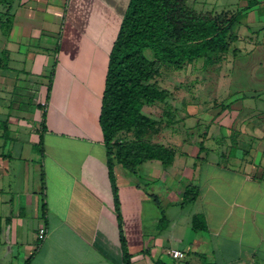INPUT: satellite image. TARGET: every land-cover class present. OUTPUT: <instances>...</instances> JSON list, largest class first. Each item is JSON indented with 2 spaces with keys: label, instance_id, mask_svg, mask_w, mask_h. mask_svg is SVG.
<instances>
[{
  "label": "crops",
  "instance_id": "obj_1",
  "mask_svg": "<svg viewBox=\"0 0 264 264\" xmlns=\"http://www.w3.org/2000/svg\"><path fill=\"white\" fill-rule=\"evenodd\" d=\"M129 1L0 0V241L13 249L29 219L25 212L36 209V247L17 242L30 264H123L99 115L109 53ZM187 1L198 12L236 13L239 53L207 67L225 82L217 97L209 101L200 92L193 106H174L164 121L152 116L162 121L152 141L176 151L170 167L149 160L131 174L115 165L131 264H264V0ZM21 84L32 105L23 109L13 99L6 109V98ZM235 85L241 87L232 92ZM210 104L215 108H203ZM30 116L38 139L43 131V164L35 172L44 173L45 188L29 190L22 204L3 149L7 131L22 135ZM190 184L200 194L183 206ZM38 193L45 214L42 205L37 211ZM195 215L203 216L205 230L193 229ZM43 227L47 235L40 239ZM173 250L185 257L175 259Z\"/></svg>",
  "mask_w": 264,
  "mask_h": 264
},
{
  "label": "trees",
  "instance_id": "obj_2",
  "mask_svg": "<svg viewBox=\"0 0 264 264\" xmlns=\"http://www.w3.org/2000/svg\"><path fill=\"white\" fill-rule=\"evenodd\" d=\"M6 11V27L13 22ZM9 15V16H8ZM238 23L236 13L198 12L187 0H130L120 24L117 37L108 57L105 87L101 99L99 125L102 142L106 147L108 174L114 197L123 264H131L123 234V220L120 209L118 187L114 167L121 164L129 173L136 174L139 166L149 160H158L165 168L170 167L175 158L173 147L152 141V136L160 131L162 121L146 113V107L157 104L167 105L164 116H171L167 98L169 91L158 85V77L163 66L182 70L187 65L202 61L205 66L222 61L228 53L237 55L239 49ZM2 25V24H0ZM146 51L151 53L149 58ZM48 94L52 89L53 71L49 74ZM45 130V111L42 113ZM40 154H44L43 131L39 134ZM233 149L235 146L233 145ZM5 156V155H4ZM42 188L45 176L42 172ZM200 194L197 185H188L182 196V205L195 201ZM47 206L42 197V213ZM195 231L207 228L202 215L192 219ZM2 218L0 217V234ZM28 257L24 264H30ZM207 264H215L209 262Z\"/></svg>",
  "mask_w": 264,
  "mask_h": 264
},
{
  "label": "rangeland",
  "instance_id": "obj_3",
  "mask_svg": "<svg viewBox=\"0 0 264 264\" xmlns=\"http://www.w3.org/2000/svg\"><path fill=\"white\" fill-rule=\"evenodd\" d=\"M1 32V29H0ZM0 40H2V37L0 36ZM231 53V52H230ZM146 55L149 58L151 57V53L149 51H146ZM208 66H205L202 61H199L195 64H189L182 70H176L174 68H171L169 66H163L161 68V74L158 77V85H160L161 88H166L169 91V94L171 96H168L167 98V104L170 105L168 107L169 110H172L175 107L178 108V110L181 109L182 106H187L189 103L191 106H193V101L195 100V97L199 96L200 92L202 94V97L206 98V100L212 99L213 97H217V87L218 85H225L224 81H220L218 77H216V71L215 69L207 68ZM3 67L0 68V72H3ZM19 76V73H17ZM20 77L25 78V76L20 75ZM19 77V78H20ZM40 85L42 84V80L38 79ZM19 88L12 92L6 101L7 107L6 109L11 108L10 105H12L13 99H18V104L23 109L30 107L29 104L30 99H32L31 95H29L28 91L24 89L25 84L18 85ZM22 87V88H21ZM241 86L235 85L232 87V92H237ZM2 97H7V95H1ZM169 99V100H168ZM171 99V100H170ZM216 99V98H214ZM225 98H220L218 100H223ZM174 101V102H172ZM185 102V103H184ZM222 102V101H221ZM219 102V103H221ZM14 103H16L14 101ZM208 103V102H207ZM219 103H215V106L219 108ZM209 104V103H208ZM213 105H205L203 108H209L214 109ZM167 105L163 104H157L153 107H146L145 111L146 113L150 114L154 118H158L164 121V117L168 118L169 116H164V109H166ZM1 108L4 109V104L1 105ZM188 108V107H187ZM194 107H192L193 109ZM12 109H16V107H12ZM17 110V109H16ZM34 110V108H33ZM14 114H16V111H13ZM173 113V110L172 112ZM20 116V114L18 113ZM5 118H0V124L4 121ZM27 123V122H25ZM30 126L28 128H22V131H25L22 133V135H16L17 129H11L7 131L6 138L8 139V136L10 140L8 145L6 146L4 152L9 154L8 159L11 160V167H13V171L15 172L12 175L11 180L13 181V189L12 192L16 193L20 199L22 200V204H25L26 202V195L29 190H37L38 186V192H41L40 186H42V174L36 173V165L43 164L40 160V151L38 146V137L36 136L35 132L32 131V128L35 127V122L32 119V116H30L29 120ZM0 135L3 134L4 126H0ZM21 131V132H22ZM2 137V136H1ZM0 137V141L1 140ZM29 168V169H28ZM16 185V188L14 186ZM35 188V189H34ZM15 195V194H14ZM38 201L40 200V207L37 211L41 210L42 205V197L40 193H38ZM26 211V210H25ZM27 217H29L27 223L23 228H21V236L18 234L14 236L13 239V249L8 248V245L4 243V241H0V264H24V258H25V252L23 249H18L19 245L17 242L20 240H23V242L31 243L33 246L36 247V242L33 238H35V230L37 228V217L34 215L36 214V209L33 212V215H31L30 210L25 212ZM24 214V213H23ZM37 214H39L37 212ZM13 236V235H12ZM22 238V239H16ZM18 240V241H17ZM30 253H27L26 258L29 256Z\"/></svg>",
  "mask_w": 264,
  "mask_h": 264
},
{
  "label": "built area",
  "instance_id": "obj_4",
  "mask_svg": "<svg viewBox=\"0 0 264 264\" xmlns=\"http://www.w3.org/2000/svg\"><path fill=\"white\" fill-rule=\"evenodd\" d=\"M47 235V230L46 228H40L39 229V237L40 239L45 238ZM171 255L175 258V259H181L185 257V253L180 251V250H173L171 251Z\"/></svg>",
  "mask_w": 264,
  "mask_h": 264
}]
</instances>
